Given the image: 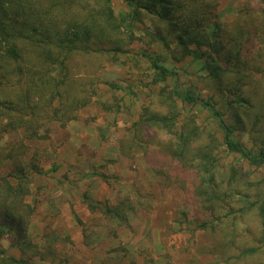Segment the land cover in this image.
Listing matches in <instances>:
<instances>
[{
  "label": "trees",
  "instance_id": "1",
  "mask_svg": "<svg viewBox=\"0 0 264 264\" xmlns=\"http://www.w3.org/2000/svg\"><path fill=\"white\" fill-rule=\"evenodd\" d=\"M223 1L122 0L129 12L116 17L112 0H0V142L13 131L21 133L18 141L0 147V239L7 237L10 249L36 254L26 234L35 207L26 198L34 178H52L60 169L56 164L43 169L40 151L30 154L32 144L48 138L47 122L64 127L96 95L94 89H82L81 96H69L71 62L81 56L129 55V47L140 40L135 25L147 19L154 32L146 35L164 53L140 55L154 97L141 106L130 130L135 136L154 130L166 139L142 157L198 201L199 211L209 217L201 230L222 227L226 219L234 225L256 209L258 241L242 256L264 251V176H255L264 171V0L242 1L227 21L219 13ZM187 58L203 63L215 95L204 98L179 89L177 72L166 65ZM172 80L175 86L169 89ZM95 176L108 178L93 171L81 179ZM83 202L91 213L118 223L127 222L131 209L126 203L101 206L87 196ZM0 264L32 261L0 249Z\"/></svg>",
  "mask_w": 264,
  "mask_h": 264
},
{
  "label": "rangeland",
  "instance_id": "2",
  "mask_svg": "<svg viewBox=\"0 0 264 264\" xmlns=\"http://www.w3.org/2000/svg\"><path fill=\"white\" fill-rule=\"evenodd\" d=\"M242 1L224 0L219 9L221 20L232 18ZM112 9L116 17L129 12L122 0H112ZM135 26L134 35L140 40L129 47V55L81 56L71 62L69 96H81L82 89H94L96 95L64 127L47 122L43 129L48 138L30 148V154L40 151L43 169L60 165L52 178H34L32 194L26 198L35 207L26 234L36 254L22 256L19 249H10L7 237L0 239V249L16 258H30L32 264H264V251L254 257L242 256L243 250L258 241L256 209L234 225L226 219L222 227L201 230L199 226L209 217L199 211L198 201L154 172L142 157L145 150L160 148L166 136L154 130L135 136L130 130L141 106L154 97L146 87L150 79L140 55L164 51L146 35L154 32L149 20ZM166 66L177 72L176 84L182 92L204 98L215 95L201 61L187 58ZM103 82L120 90H109ZM174 86L172 80L169 89ZM105 105L113 109L105 110ZM20 138L21 133L13 131L4 136L0 147ZM243 140L247 141V135ZM93 171L108 178L81 179ZM255 176L260 179L264 171ZM84 196L101 206L126 203L132 209L126 212L127 222L118 223L99 211L91 213ZM243 202L247 205L250 200Z\"/></svg>",
  "mask_w": 264,
  "mask_h": 264
}]
</instances>
